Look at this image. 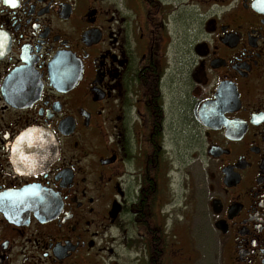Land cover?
I'll use <instances>...</instances> for the list:
<instances>
[{"label":"flooded vegetation","instance_id":"1","mask_svg":"<svg viewBox=\"0 0 264 264\" xmlns=\"http://www.w3.org/2000/svg\"><path fill=\"white\" fill-rule=\"evenodd\" d=\"M179 136L225 264H264V0H0V264H176Z\"/></svg>","mask_w":264,"mask_h":264},{"label":"rangeland","instance_id":"2","mask_svg":"<svg viewBox=\"0 0 264 264\" xmlns=\"http://www.w3.org/2000/svg\"><path fill=\"white\" fill-rule=\"evenodd\" d=\"M170 29L176 32L174 38L177 39L186 28L182 23H176L173 18ZM185 136L196 138V134L193 135V131L187 128H184L183 138ZM180 139L181 136L172 152L173 165L168 176L169 190L163 178L158 180L159 190L153 209L155 226H161L160 210L170 202L164 208V213L168 214H164L165 224L161 231L166 237L172 233L171 242L177 247L169 248L170 255H176L175 263L225 264L222 246L207 221L202 167L199 162L193 161L199 154L200 144L194 140L189 146L185 141L180 142ZM168 239H164L166 244H169Z\"/></svg>","mask_w":264,"mask_h":264}]
</instances>
